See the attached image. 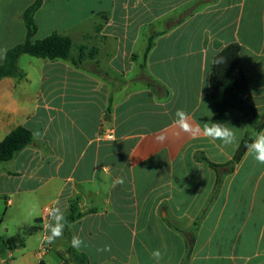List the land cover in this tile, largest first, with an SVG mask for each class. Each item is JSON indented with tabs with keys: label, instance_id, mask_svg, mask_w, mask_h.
Masks as SVG:
<instances>
[{
	"label": "crops",
	"instance_id": "obj_1",
	"mask_svg": "<svg viewBox=\"0 0 264 264\" xmlns=\"http://www.w3.org/2000/svg\"><path fill=\"white\" fill-rule=\"evenodd\" d=\"M36 1L0 0V64L26 40L23 14ZM190 1L42 0L34 40L70 37L72 56L78 57L80 47L95 49L102 70L130 81L138 73L131 56L142 55L147 45L144 26L163 33L166 18ZM230 43L242 47L256 106L264 115V0H216L158 36L146 69L169 96L158 99L144 84L129 82L113 93L105 122L109 83L65 60L21 56L24 76L0 80V142L18 126L39 136L0 164V198L7 208L30 210L29 227L40 230L13 249L0 234V264H48L53 243L44 242L46 210L58 206L66 216L74 199L84 216L68 230L71 238L84 241L78 251L89 264H156L151 257L156 249L162 253L159 264H264V164L246 153L232 171L197 159L198 153L218 165L233 159L248 132L240 112L230 109L227 121L236 127L238 147L203 135L177 136L174 124L177 109L201 127L212 121L215 106L205 94L213 61ZM19 85H38L30 99L34 104L18 94ZM159 135L164 142L157 141ZM121 177L124 183L114 186ZM7 212L0 215V226ZM193 230L189 251L186 233ZM32 238L35 248L29 246ZM105 245L110 251H98ZM69 247L59 264L69 259Z\"/></svg>",
	"mask_w": 264,
	"mask_h": 264
},
{
	"label": "trees",
	"instance_id": "obj_2",
	"mask_svg": "<svg viewBox=\"0 0 264 264\" xmlns=\"http://www.w3.org/2000/svg\"><path fill=\"white\" fill-rule=\"evenodd\" d=\"M214 2H216V0L190 1L176 15L166 18V30L163 33L168 32L181 24L197 12L202 6L209 5ZM41 3L42 0H37L24 12L23 20L28 29L27 38L23 43L17 45L6 53L4 62L0 64V80L9 77L24 76L18 66V61L23 55H30L36 58L48 59L51 61H68L75 68L93 74L111 85L112 93L108 109L104 113V122L110 119V115L113 110V93L121 90L129 82L144 84L149 89L156 92L158 99H164L169 96V90L160 81L150 76L146 69V60L148 54L155 46V39L163 34L155 32L152 25L144 26V32L147 35V45L143 54H133L131 56V60L135 62L138 67V73L132 80L128 81L123 74L112 75L108 71L102 70L99 67V63L94 61L96 56L95 49L88 50L86 47H80L78 57L72 56L73 41L70 37L53 34L43 40H34V36L37 31L34 16L36 11L41 6ZM241 53L242 47L239 43H230L221 47L216 57H223L224 62L212 64L209 86L205 94L212 100L215 106V114L212 121L227 123L230 109H235L241 114L239 121L248 126V132L230 162L218 165L211 162L203 153L197 154L198 160L203 161L218 170L223 168L229 169L230 171L234 170L236 164L240 162L246 153L245 145L250 143L251 140L255 138L257 132L262 131L264 128V115H261L257 109L250 82L242 62ZM88 60H93L94 62L92 64H86V61ZM34 144L35 137L32 130L25 126L16 127L2 142H0V164L11 161L23 149ZM37 146L42 148L47 147L45 142H39ZM92 212H94V210H92ZM83 216L84 214L79 212V200H71L70 211L65 216L67 224L69 225V223L77 221ZM38 230L40 229L36 225L28 227L23 230L22 237L18 236L11 239H4L3 244L9 249H13L16 246H23L25 238L36 233ZM182 232L186 233V231ZM193 232L194 230L186 233L189 235V251H191L195 241ZM64 234L70 241V247L68 250L69 259L65 261H71L75 264H89L87 255L72 247V238L67 226L65 227Z\"/></svg>",
	"mask_w": 264,
	"mask_h": 264
},
{
	"label": "clouds",
	"instance_id": "obj_3",
	"mask_svg": "<svg viewBox=\"0 0 264 264\" xmlns=\"http://www.w3.org/2000/svg\"><path fill=\"white\" fill-rule=\"evenodd\" d=\"M223 62L224 58L220 56H217L213 61L214 64ZM175 115L176 119L174 124L178 129L176 132L177 136H179L180 133H185L195 139L203 135V137L209 139V141L213 143L219 141L223 146H239V140L234 130L236 127L230 126L228 123L208 121L204 122L201 127L200 124H193L190 121L189 115L183 109H177ZM34 136H39V133H34ZM156 139L162 143L166 137L164 135H159ZM245 148L247 155H250L257 163L264 164V131L257 132L255 138L252 139L250 143H247ZM123 183L124 179L122 177L117 178L114 181V186L122 185ZM53 204L58 205L59 201H53ZM46 211L47 222L44 224V229L48 234L45 236L44 242L52 244L55 240L63 236L65 227H70V225L67 224L64 213L61 211L60 207H49ZM83 244L84 241L80 237L76 235L72 236L71 245L73 248L79 250ZM98 251H110V245H105L102 249H98ZM151 257L156 264H159L162 259V253L159 249L153 250Z\"/></svg>",
	"mask_w": 264,
	"mask_h": 264
},
{
	"label": "rangeland",
	"instance_id": "obj_4",
	"mask_svg": "<svg viewBox=\"0 0 264 264\" xmlns=\"http://www.w3.org/2000/svg\"><path fill=\"white\" fill-rule=\"evenodd\" d=\"M37 87L38 85H19L17 86L16 90L19 95L24 94L23 98L27 99L28 103L34 104L33 101L30 99L31 98L33 99L35 97ZM6 210L8 212L4 217V223H2V225L0 226V234L3 235L5 239L10 236L12 237L19 236V233H20V237H22L23 234L22 229L24 228L26 229L30 225H32V221L30 219L32 212L29 210L22 213L15 210V208H10V207L7 208L6 201L0 198V215H3L6 212ZM24 225L26 227H24ZM69 243L70 241L67 236H62L61 238L55 240V242L53 243V248L49 250V254L46 257L48 264H59V262L62 259V252L65 249V247L68 246ZM36 245H37V238H32L29 241L30 248L33 247L35 248ZM16 254L18 255V253Z\"/></svg>",
	"mask_w": 264,
	"mask_h": 264
},
{
	"label": "built area",
	"instance_id": "obj_5",
	"mask_svg": "<svg viewBox=\"0 0 264 264\" xmlns=\"http://www.w3.org/2000/svg\"><path fill=\"white\" fill-rule=\"evenodd\" d=\"M109 137H111V135ZM61 264H75V263L71 261H63Z\"/></svg>",
	"mask_w": 264,
	"mask_h": 264
}]
</instances>
